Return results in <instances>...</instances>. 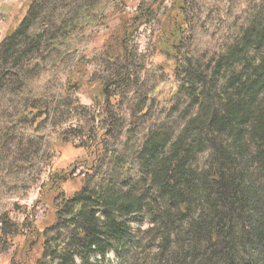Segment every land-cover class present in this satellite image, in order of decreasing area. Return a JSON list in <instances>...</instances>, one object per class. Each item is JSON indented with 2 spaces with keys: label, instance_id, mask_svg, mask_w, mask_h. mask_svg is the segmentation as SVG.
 <instances>
[{
  "label": "trees",
  "instance_id": "obj_1",
  "mask_svg": "<svg viewBox=\"0 0 264 264\" xmlns=\"http://www.w3.org/2000/svg\"><path fill=\"white\" fill-rule=\"evenodd\" d=\"M183 1L172 3L166 23L173 30L166 43L170 41L177 57L173 80L161 86L167 105L156 109L147 124L131 128L139 130L132 142L117 139L108 145L118 119L119 102H111L116 96L112 88L118 84L100 81L96 102L113 108L107 113L109 125L86 146L90 159L85 160L82 186L70 195L59 192V184L77 170L74 164L68 175L51 172L45 194L52 196L53 220L41 231L30 224L12 260L264 264V0L259 6L251 4L252 13L239 24L229 23L227 41L218 40L199 56L189 57L178 55L183 39L174 31L180 33L186 23L183 6L172 12ZM39 2L30 1L29 16L38 17ZM107 4L108 0L98 7L84 4L73 16L69 9L59 12L60 24L48 32L51 43L69 45L73 33L88 36L94 14L103 15ZM5 13L0 8V20ZM28 15L0 42V68L8 75H20L15 69L21 65L32 69L33 52L40 50V42L26 39ZM115 36L107 46L120 40L125 56L129 33L119 40ZM67 49L64 54L73 58L65 68L66 82L56 81L81 89L86 79L84 56ZM72 70L82 77L78 86L69 76ZM135 81L125 68L117 82L124 91ZM149 111L147 105L139 107L137 118L148 117ZM60 137L57 142L63 141ZM12 226L0 227V235L18 234Z\"/></svg>",
  "mask_w": 264,
  "mask_h": 264
},
{
  "label": "rangeland",
  "instance_id": "obj_2",
  "mask_svg": "<svg viewBox=\"0 0 264 264\" xmlns=\"http://www.w3.org/2000/svg\"><path fill=\"white\" fill-rule=\"evenodd\" d=\"M30 1L0 0V8L6 12L5 19L0 20V42L7 30L17 27L27 17ZM40 1L38 17L28 15L26 29L28 42H40V50L32 55L35 64L32 69L25 70L24 65L15 69L18 76L8 75L6 69L0 68V227L14 224L10 229L18 232L11 237L0 235V264H19L17 258L11 257L16 247L24 245L30 224L41 231L52 222V196L45 194L51 172L68 175L74 164L77 170L59 184V192L70 195L82 186L85 160L90 159L86 146L96 141L109 125L107 113L113 108L96 102L100 99L96 90L100 81L118 84L112 88L116 96L111 99L112 104L119 102L115 116L118 119L106 143L111 145L126 138L132 142V136L136 138L139 130L131 131V128L147 124L154 118L156 109L167 105L161 86L173 80L171 68L177 59L173 57L170 41L166 43L173 31L166 25L168 11L176 0H108L103 15L94 14L90 34L85 37L73 33L67 41L69 45L63 46L52 44L48 38V32L60 24L61 13L69 9V16H73L80 6L98 7L105 0ZM261 2L185 0L177 4L172 12L183 6L186 22L180 33L174 30L183 39L178 55L199 56L218 40L227 41L229 36L225 32L229 23L235 20L239 24L252 13L251 4L259 6ZM52 11L55 13L50 16ZM126 32L129 36L123 56L118 43ZM114 35L119 41L109 48L107 45L113 43ZM68 47L73 55L84 56L86 79L81 89L61 86L56 81L61 78L62 84L66 82L65 68L73 58L64 54ZM125 68L136 81L122 91L117 81ZM69 76L78 86L82 77L75 70ZM143 105L150 108L149 115L138 119L136 113ZM60 136L63 141L57 142ZM109 258H113L112 254Z\"/></svg>",
  "mask_w": 264,
  "mask_h": 264
}]
</instances>
